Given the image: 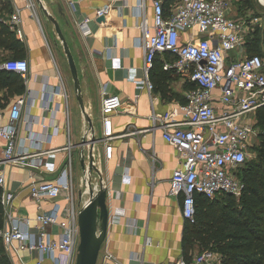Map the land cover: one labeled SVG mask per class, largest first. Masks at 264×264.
I'll list each match as a JSON object with an SVG mask.
<instances>
[{
  "label": "crops",
  "instance_id": "1",
  "mask_svg": "<svg viewBox=\"0 0 264 264\" xmlns=\"http://www.w3.org/2000/svg\"><path fill=\"white\" fill-rule=\"evenodd\" d=\"M31 1H34L33 5H29ZM109 1L78 0L73 5L69 0H0V68H5L3 61L17 56L27 58L30 64L28 77H23L24 92L9 93L8 102L0 108V113L4 114L5 121H9L12 101L24 96L26 104L19 123L23 147L31 152L37 150L33 134L44 139L42 149L45 150L71 143L73 188L79 208L89 198L88 192H84L82 179L86 172L89 173L93 153L98 169L92 172L94 185H100L105 179L112 189V195L108 197L110 217L105 244L121 264H142L135 257L145 261L172 260L183 256L186 222L183 195L177 197L170 194L172 173L180 161L176 147L166 141L162 127L153 124L151 114L167 110L180 112V105L185 99V76L175 72L171 74V94L168 98L155 89L152 93L147 89L140 90L137 81L130 78V68L143 65L144 49L137 41L141 35L139 23L142 18L146 16L150 23L153 22L150 0L145 1L144 8L139 5L140 0H118L119 6L107 16L94 18L91 22L95 32L89 37L83 36L76 23L79 12L93 18L96 9ZM17 8L21 10L23 37L10 29L7 23ZM233 9L234 15L239 9L244 10L234 5ZM50 16L58 19L77 62L88 119L83 116L81 105L79 107L63 43ZM10 31L22 41V47L14 45L10 36L4 38ZM6 39L12 46H6ZM54 48L59 50V55L54 53ZM170 58L169 53L157 56L163 63ZM118 63L121 66L115 67ZM61 84L66 89V95L53 93L59 91ZM104 90L123 99V105L112 116L117 137L112 141L111 158L106 157L102 140ZM5 92L8 93L7 88L1 90V94ZM220 93L221 87L214 90L215 96ZM50 97L53 98L51 105L58 108L55 117L44 109ZM43 117L49 124L48 130H52L54 121L58 123L56 134L50 136L47 133V128L41 124ZM89 129L97 138L94 146L90 142L83 143ZM4 145L5 141L0 137V159L4 156ZM82 158H85L86 169L82 167ZM68 159L69 153L60 151L50 157L44 156L45 163L41 166L32 165L30 159L15 163L0 162V172L5 173L8 186L15 191L14 216L33 219L39 212L49 213L58 205L65 207L68 204L63 195L38 201L30 194L29 188L31 169L39 177L54 179L61 174ZM75 159L81 164L82 171L77 184ZM119 164L128 171L125 180L117 173ZM51 230L58 232L57 227ZM198 251L196 247L191 252ZM35 255L25 250L20 258L12 256L13 263L30 264ZM45 264L55 263L48 258Z\"/></svg>",
  "mask_w": 264,
  "mask_h": 264
},
{
  "label": "built area",
  "instance_id": "2",
  "mask_svg": "<svg viewBox=\"0 0 264 264\" xmlns=\"http://www.w3.org/2000/svg\"><path fill=\"white\" fill-rule=\"evenodd\" d=\"M78 0H69L76 4ZM145 1L139 5L144 8ZM153 7V22L146 16L139 23L141 35L138 44L144 49V61L140 68H130V78L137 81L140 90L154 91L151 68L158 54L169 53L164 69H173L185 76V82L193 83L184 91L185 102L180 112L167 110L153 111L151 119L154 125L163 129V136L178 152L179 166L173 170L170 194L183 195V215L191 222L195 221V192H203L211 198L218 194L229 193L239 196L244 184L237 170L248 159L249 149L257 135L256 110L264 105V12L250 8L239 16L234 15L232 0H150ZM264 4L263 0H260ZM118 0H110L98 7L95 17L79 12L77 26L85 37L95 30L94 18H104ZM29 5H33L31 1ZM10 29L23 37L21 10L17 8L7 21ZM259 37L261 51L250 53L249 43ZM2 66L27 78L30 64L25 57H13L3 61ZM121 66L120 63L115 67ZM221 87V93L214 90ZM66 95L61 84L59 91ZM52 97V96H51ZM48 99L44 109L56 116L58 108ZM26 98L17 97L10 105L9 121L0 113V137L5 141L3 158L0 162H24L30 159L32 165L45 163L44 156L65 151L69 159L62 172L54 179L39 177L31 169L29 177L30 194L38 201L45 197L63 195L68 199L65 207L60 205L49 212H39L30 217H17L12 214L15 191L8 186L4 172H0V185L3 188L2 203L6 213V223L0 228V238L11 256L20 258L23 251L36 253L30 264H45L51 258L55 264H75L77 248L80 243L78 212L80 208L75 200L73 188V162L71 143L49 150L42 149V137L35 134L37 148L31 152L23 147L20 136ZM123 105L120 95L108 90L103 91L102 122L105 155L112 157L114 131L112 116ZM180 115V116H179ZM42 119V126L52 136L59 130L56 121L52 130ZM34 133V131L32 130ZM88 131L86 139H93ZM22 145V148L19 146ZM40 148V149H38ZM96 165V159L93 162ZM117 173L125 180L128 171L124 165H118ZM103 186L108 188V197L112 189L105 179ZM85 193L93 187L96 193L101 188L94 185L92 173H85L82 179ZM120 192L122 190L120 189ZM89 199V198H88ZM87 199V200H88ZM86 203V202H85ZM57 227L54 233L51 228ZM134 257V256H132ZM142 264H221V254L205 249L192 255L167 261H145ZM98 264H121L110 247L102 244Z\"/></svg>",
  "mask_w": 264,
  "mask_h": 264
},
{
  "label": "trees",
  "instance_id": "3",
  "mask_svg": "<svg viewBox=\"0 0 264 264\" xmlns=\"http://www.w3.org/2000/svg\"><path fill=\"white\" fill-rule=\"evenodd\" d=\"M251 2L243 0L242 6L248 8ZM8 36L14 45L22 47V41L13 32L10 31L4 38ZM4 43L11 45L7 39ZM249 45L250 53L261 51L258 36ZM157 56L150 70L151 78L154 89L168 98L171 94L169 80L174 70L164 69L163 61ZM192 85V82L186 81L185 89ZM4 88L8 93L1 94ZM24 90L25 79L19 73L0 68V108L6 106L9 93H22ZM182 101L185 102V99ZM255 114L257 135L251 148L256 155L237 170L244 184L243 190L238 197L222 193L211 198L203 192H195V221L186 218L182 240L183 256L187 259L192 257L194 253L191 251L197 247L199 251L211 249L220 253L221 264H264V105ZM2 193L0 185V228L6 223ZM0 264H14L1 238Z\"/></svg>",
  "mask_w": 264,
  "mask_h": 264
},
{
  "label": "water",
  "instance_id": "4",
  "mask_svg": "<svg viewBox=\"0 0 264 264\" xmlns=\"http://www.w3.org/2000/svg\"><path fill=\"white\" fill-rule=\"evenodd\" d=\"M50 19L54 23L59 37L63 43V48L74 79L75 89L80 101L81 110L83 116L88 119V114L86 112L81 91L82 89L78 66L74 54L58 19L53 16H50ZM96 141V137H93V139L89 140L85 137L83 139L84 144L90 142L92 146H94ZM90 157L89 172L92 173L94 169H98L93 164L95 157L92 152ZM81 163L82 167L86 169L85 158H82ZM102 184L103 180L101 181V188L96 193L94 192L93 187L89 189L90 197L78 212L80 243L77 248L75 264H97L102 244L107 237L110 209L108 205V188Z\"/></svg>",
  "mask_w": 264,
  "mask_h": 264
},
{
  "label": "rangeland",
  "instance_id": "5",
  "mask_svg": "<svg viewBox=\"0 0 264 264\" xmlns=\"http://www.w3.org/2000/svg\"><path fill=\"white\" fill-rule=\"evenodd\" d=\"M34 2V1H33ZM233 5L235 6V7H238V9L239 8H242V9H244L245 11L247 10V8H245L244 6H242L241 4L243 3V0H236V1H234L233 0ZM36 3V2H35ZM249 5V7L248 8H250V9H252V10H254V11H262V12H264V4L263 3H261V1L260 0H252V2H251V4L249 3L248 4ZM242 6V7H241ZM238 11H240V12H238ZM237 11V13H236V15L237 16H239L240 14H241V12L243 11H241L240 9ZM62 28V27H61ZM63 30V29H62ZM64 32V31H63ZM48 35V34H47ZM68 41V40H67ZM58 51V52H57ZM54 53L56 54V55H59L60 53H59V50H55V48H54ZM68 61V60H67ZM72 80H73V78H72ZM81 80V79H80ZM73 85H74V80H73ZM81 89H82V85H81ZM82 95H83V93H82ZM84 100V99H83ZM78 101V100H77ZM85 102V101H84ZM78 103H79V101H78ZM79 107H80V104H79ZM81 108V107H80ZM255 155H256V153H255V151L252 149V148H250L249 149V154H248V159H252V158H254L255 157ZM75 164H74V166H75V183L77 184L78 183V181H79V175H80V173H82V171H81V164H79L78 163V160L77 159H75V162H74ZM99 260V259H98ZM98 264V263H97Z\"/></svg>",
  "mask_w": 264,
  "mask_h": 264
},
{
  "label": "bare ground",
  "instance_id": "6",
  "mask_svg": "<svg viewBox=\"0 0 264 264\" xmlns=\"http://www.w3.org/2000/svg\"><path fill=\"white\" fill-rule=\"evenodd\" d=\"M264 1V0H263Z\"/></svg>",
  "mask_w": 264,
  "mask_h": 264
}]
</instances>
